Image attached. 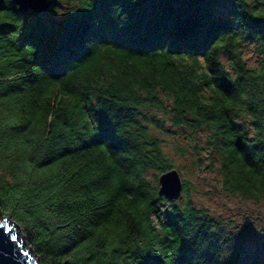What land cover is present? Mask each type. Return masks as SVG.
<instances>
[{
    "label": "trees",
    "instance_id": "1",
    "mask_svg": "<svg viewBox=\"0 0 264 264\" xmlns=\"http://www.w3.org/2000/svg\"><path fill=\"white\" fill-rule=\"evenodd\" d=\"M65 1L66 14L80 10V0ZM94 3L58 20L0 3V20L15 29L0 33V217L19 226L41 264H143L149 250L175 264L186 246L203 264L207 237L226 226L194 206L186 181L184 201L158 197L148 174L174 167L142 110H162L194 148L202 142L225 193L264 202V0ZM114 5L126 21L112 18ZM217 31L220 50L188 53ZM89 41L115 44L94 45L59 75ZM245 44L260 56L255 67ZM222 264H264V237Z\"/></svg>",
    "mask_w": 264,
    "mask_h": 264
},
{
    "label": "rangeland",
    "instance_id": "2",
    "mask_svg": "<svg viewBox=\"0 0 264 264\" xmlns=\"http://www.w3.org/2000/svg\"><path fill=\"white\" fill-rule=\"evenodd\" d=\"M59 2L61 12L73 8V5L65 0H59ZM36 15H40L45 19H48V17L61 19L57 18L55 13L50 10L42 14L26 13L27 18L31 20ZM241 55L247 66H257L260 56L256 53L254 46L245 44L241 50ZM221 62L227 70L232 72L230 63L225 56L221 57ZM141 119L149 127L152 135L160 141L163 153L170 160L171 165L179 172L182 180L187 182L189 198L195 207L203 208L226 227H228V224H225V221L237 225L248 222L252 224L257 232L264 231V202L247 201L225 193L221 187L218 164L212 156H207V151H204L201 147L202 142H197L198 146L194 148L193 143L187 141L182 132L170 126L162 110L143 109ZM0 177H5L1 166ZM154 177L158 178V175L154 172L148 174L151 183L154 182ZM155 184L158 187V179H156ZM184 200L185 195L182 196L179 202ZM165 205L166 203H163L160 209H164ZM3 218L5 216L0 217V220ZM9 220L14 222L11 219ZM15 226L16 238L22 241L24 248L29 250L33 258L36 259V263L41 264L26 242L19 226L17 224ZM254 241L255 239L246 247L247 252H249Z\"/></svg>",
    "mask_w": 264,
    "mask_h": 264
},
{
    "label": "snow or ice",
    "instance_id": "3",
    "mask_svg": "<svg viewBox=\"0 0 264 264\" xmlns=\"http://www.w3.org/2000/svg\"><path fill=\"white\" fill-rule=\"evenodd\" d=\"M58 6H55L51 9V12L55 13V16L57 18H63L66 16H76L81 13H92L95 10V3L94 0H80L79 3V11H74L73 14L69 15L66 14V12H61V4L59 0H57ZM18 15V14H17ZM22 21L23 26L19 32V37L21 36L24 25H25V18L21 15H18ZM127 17L125 16L123 20L126 21ZM94 23L99 26L100 20L96 19ZM119 28H123V23H118ZM9 31H15V29H12L10 27H7L4 24L3 20H0V33L6 34ZM229 31V30H227ZM222 31H217L210 39H208L202 46H200L198 49L193 51H188V53H196L199 52L201 55H203L206 51L211 50L213 52H216L220 50L221 46L219 44H216L215 47H213V43L216 40V38L220 35ZM115 44V43H106L101 41H89L87 43V48L89 49V52L87 55L68 62L64 68L62 69L61 73L59 75H62L69 67H71L75 62L84 60L87 56H89L92 52L93 46L98 44ZM23 47H26L29 51L34 53V59H35V53L37 52V48L31 44L25 45ZM40 68L44 70V72L51 75V73L41 64H38ZM101 131V129H99ZM105 138H111L112 136V126L107 123V126L105 128L104 132ZM154 179H158V183L161 185V193L165 196H168L169 199H174L177 193V176L175 174V170H173L172 175L163 174L160 177H154ZM225 224H228V227L221 226L219 231L217 233H214L207 237V246L203 249V251L199 254L203 264H210V261L208 259V256L211 255L215 257L216 261L222 262L228 259L233 253L239 252L244 250L247 246H249L254 239L257 237H264V231L257 232L251 223L245 222L242 224H235V223H229L228 221H225ZM254 230V231H253ZM217 237L220 238L221 243L220 246L217 247ZM13 240L16 239V237H12ZM226 240L227 243H223V241ZM195 253L192 252L191 248L189 246H186L185 248L181 249L179 255L177 256L175 260V264H193V256ZM143 264H163V258L155 253L152 250H149L143 255Z\"/></svg>",
    "mask_w": 264,
    "mask_h": 264
},
{
    "label": "water",
    "instance_id": "4",
    "mask_svg": "<svg viewBox=\"0 0 264 264\" xmlns=\"http://www.w3.org/2000/svg\"><path fill=\"white\" fill-rule=\"evenodd\" d=\"M11 4L15 5L20 14H26L27 12H32L34 14H42L50 10L54 2L52 0H9ZM2 0H0V3ZM173 170L177 176V193L174 199H169L168 196H165L161 193V185H158L157 195L160 198H163L166 201L174 202L180 199L182 189H183V180L179 172L172 168L167 170L163 174L172 175ZM159 176V177H160ZM14 222H11L8 218H3L0 220V264H37L33 261V258L30 256L29 250L25 249L22 241L12 239L16 237Z\"/></svg>",
    "mask_w": 264,
    "mask_h": 264
},
{
    "label": "clouds",
    "instance_id": "5",
    "mask_svg": "<svg viewBox=\"0 0 264 264\" xmlns=\"http://www.w3.org/2000/svg\"><path fill=\"white\" fill-rule=\"evenodd\" d=\"M113 9L114 10L111 13L112 18L115 20L117 17H120V19L123 20L125 16H120V13H121L120 7L117 6V5H114ZM239 15H240V10H239V8H237V15L234 17V22L235 23L237 22V18H238Z\"/></svg>",
    "mask_w": 264,
    "mask_h": 264
},
{
    "label": "bare ground",
    "instance_id": "6",
    "mask_svg": "<svg viewBox=\"0 0 264 264\" xmlns=\"http://www.w3.org/2000/svg\"><path fill=\"white\" fill-rule=\"evenodd\" d=\"M18 239V238H17ZM19 240V239H18ZM31 258H33V256L30 254ZM33 261L36 263V259L33 258Z\"/></svg>",
    "mask_w": 264,
    "mask_h": 264
}]
</instances>
